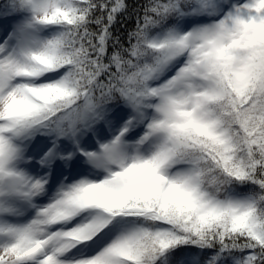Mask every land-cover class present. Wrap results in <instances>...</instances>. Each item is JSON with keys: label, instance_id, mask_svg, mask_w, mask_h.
<instances>
[{"label": "snow or ice", "instance_id": "6c2138e0", "mask_svg": "<svg viewBox=\"0 0 264 264\" xmlns=\"http://www.w3.org/2000/svg\"><path fill=\"white\" fill-rule=\"evenodd\" d=\"M0 264H264V0H0Z\"/></svg>", "mask_w": 264, "mask_h": 264}]
</instances>
